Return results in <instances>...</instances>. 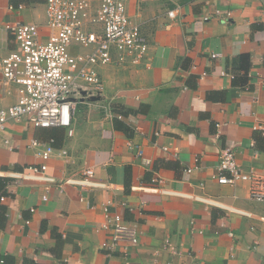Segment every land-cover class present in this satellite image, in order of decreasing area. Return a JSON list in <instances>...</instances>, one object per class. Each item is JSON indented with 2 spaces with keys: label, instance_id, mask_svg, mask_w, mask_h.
I'll return each instance as SVG.
<instances>
[{
  "label": "crops",
  "instance_id": "crops-1",
  "mask_svg": "<svg viewBox=\"0 0 264 264\" xmlns=\"http://www.w3.org/2000/svg\"><path fill=\"white\" fill-rule=\"evenodd\" d=\"M44 1L0 0V58L14 48L5 23H35L45 38ZM126 11L148 42L140 64L101 66L100 99H78L70 127L21 118L1 135L0 261L264 264V200L250 197L247 181L213 177L229 147L244 171L264 181V0H127ZM14 101L15 91L0 92L1 104ZM51 138L56 152L46 175L55 182L19 179L40 163L36 149ZM86 168L101 186L63 182ZM106 202L136 227V243L101 247L111 236L100 228Z\"/></svg>",
  "mask_w": 264,
  "mask_h": 264
},
{
  "label": "built area",
  "instance_id": "built-area-1",
  "mask_svg": "<svg viewBox=\"0 0 264 264\" xmlns=\"http://www.w3.org/2000/svg\"><path fill=\"white\" fill-rule=\"evenodd\" d=\"M126 2L45 0V38H41L40 28L35 23L4 24L13 38L14 48L0 58V92L9 95L15 91V101L8 105L0 103V138L10 121L21 118L28 119L34 127H70L77 100L102 94L101 66L115 63L132 67L143 61L148 42L140 25L127 14ZM175 11L168 10L167 14L173 16ZM217 56L218 53H210L212 58ZM222 74L233 77L226 71ZM203 75L205 73L201 77ZM105 111L110 117L113 115L109 107ZM116 116L120 118L121 114ZM53 141L51 138L42 146L37 140L31 141V147H41L35 153L40 163L27 165L24 171L16 174L19 179L36 177L55 182L53 177L46 175L47 161L56 152ZM2 142L10 147L8 138H3ZM58 153L64 155L66 150L58 149ZM137 154L144 164L149 163L140 148ZM193 168L197 166L187 167L185 171L191 172ZM213 177L218 183L229 185L247 181L251 184L250 197L256 201L264 200V181L253 171H244L229 147L220 150L217 173ZM63 182L80 188L102 185L94 180L91 168L84 169L76 178L67 177ZM4 198L1 195L0 201ZM102 208L104 220L100 228L111 231L110 240L101 242L106 252L119 241H138V232L132 223L124 220L120 213L110 212L108 202Z\"/></svg>",
  "mask_w": 264,
  "mask_h": 264
},
{
  "label": "trees",
  "instance_id": "trees-1",
  "mask_svg": "<svg viewBox=\"0 0 264 264\" xmlns=\"http://www.w3.org/2000/svg\"><path fill=\"white\" fill-rule=\"evenodd\" d=\"M245 58V64L243 65V68L244 69H247V67H248V63H247V55H241V56H239V58ZM235 77V76H234ZM241 80H243V81H245L246 80V77L245 76H243L242 78H241ZM112 110H116V109H114V108H112ZM115 112H119V114H121V116H122V114H123V111L121 110V109H117ZM113 120H115V121H113V123H114V128H117V129H120V128H123V126L120 124V119H117V118H113ZM31 264H33V263H31Z\"/></svg>",
  "mask_w": 264,
  "mask_h": 264
},
{
  "label": "water",
  "instance_id": "water-1",
  "mask_svg": "<svg viewBox=\"0 0 264 264\" xmlns=\"http://www.w3.org/2000/svg\"><path fill=\"white\" fill-rule=\"evenodd\" d=\"M81 99H83V98H81ZM88 99L98 100V99H100V96L99 95H92V96L88 97Z\"/></svg>",
  "mask_w": 264,
  "mask_h": 264
},
{
  "label": "rangeland",
  "instance_id": "rangeland-1",
  "mask_svg": "<svg viewBox=\"0 0 264 264\" xmlns=\"http://www.w3.org/2000/svg\"><path fill=\"white\" fill-rule=\"evenodd\" d=\"M85 101H87V102H89V103H91V105H95L96 104V101L95 100H91V99H85ZM96 112V111H95ZM94 112V113H95Z\"/></svg>",
  "mask_w": 264,
  "mask_h": 264
}]
</instances>
